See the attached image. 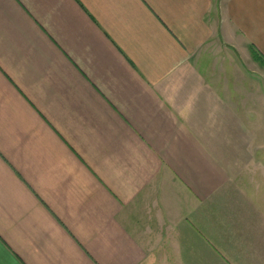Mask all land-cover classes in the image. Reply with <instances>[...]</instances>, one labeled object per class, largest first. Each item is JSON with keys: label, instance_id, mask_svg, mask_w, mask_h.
<instances>
[{"label": "crops", "instance_id": "0c3cea01", "mask_svg": "<svg viewBox=\"0 0 264 264\" xmlns=\"http://www.w3.org/2000/svg\"><path fill=\"white\" fill-rule=\"evenodd\" d=\"M263 133L264 0H0V264H264Z\"/></svg>", "mask_w": 264, "mask_h": 264}, {"label": "rangeland", "instance_id": "374dc122", "mask_svg": "<svg viewBox=\"0 0 264 264\" xmlns=\"http://www.w3.org/2000/svg\"><path fill=\"white\" fill-rule=\"evenodd\" d=\"M221 31H223V33H224V38H223V41L224 42H226L227 40L228 41H231V39H232V34L230 33V32H228V30H227V32H226V30L224 29L223 30V28H222V30ZM226 39V40H225ZM221 47V46H220ZM220 47L218 48L219 50H217V51H220V52H222V51H227L224 47H221L222 49H220ZM224 48V49H223ZM256 71H257V74L256 75H259L258 74V72L260 71V69L256 66ZM261 72V74H262V71H260ZM261 79H263V77H260ZM257 79H258V77H257ZM261 126V125H260ZM263 127V126H262ZM261 133H262V131H261ZM264 134V133H263ZM263 136V135H262ZM258 143V142H257ZM260 143V142H259ZM251 191H253V190H251ZM259 192H263V190H259Z\"/></svg>", "mask_w": 264, "mask_h": 264}]
</instances>
